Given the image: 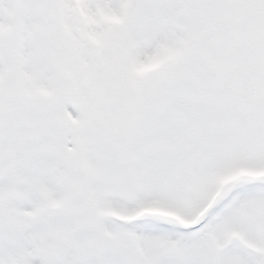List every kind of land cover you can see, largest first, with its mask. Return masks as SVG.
Wrapping results in <instances>:
<instances>
[{
	"label": "snow or ice",
	"instance_id": "snow-or-ice-1",
	"mask_svg": "<svg viewBox=\"0 0 264 264\" xmlns=\"http://www.w3.org/2000/svg\"><path fill=\"white\" fill-rule=\"evenodd\" d=\"M0 264H264V0H0Z\"/></svg>",
	"mask_w": 264,
	"mask_h": 264
}]
</instances>
